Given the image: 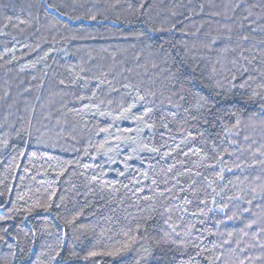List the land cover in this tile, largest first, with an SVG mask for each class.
I'll list each match as a JSON object with an SVG mask.
<instances>
[{"label": "trees", "instance_id": "16d2710c", "mask_svg": "<svg viewBox=\"0 0 264 264\" xmlns=\"http://www.w3.org/2000/svg\"><path fill=\"white\" fill-rule=\"evenodd\" d=\"M262 104L264 0H0V264H264Z\"/></svg>", "mask_w": 264, "mask_h": 264}, {"label": "snow or ice", "instance_id": "6c2138e0", "mask_svg": "<svg viewBox=\"0 0 264 264\" xmlns=\"http://www.w3.org/2000/svg\"><path fill=\"white\" fill-rule=\"evenodd\" d=\"M262 108H264V104L261 105ZM142 119V117H141ZM109 255H118L119 253H108ZM90 255H96V253H90Z\"/></svg>", "mask_w": 264, "mask_h": 264}]
</instances>
